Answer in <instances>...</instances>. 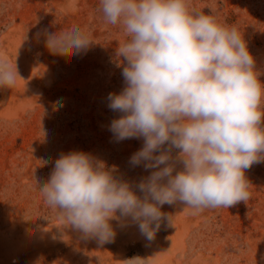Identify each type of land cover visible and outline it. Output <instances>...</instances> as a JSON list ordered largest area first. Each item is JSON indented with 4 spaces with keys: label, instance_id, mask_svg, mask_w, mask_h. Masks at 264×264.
Instances as JSON below:
<instances>
[{
    "label": "rangeland",
    "instance_id": "374dc122",
    "mask_svg": "<svg viewBox=\"0 0 264 264\" xmlns=\"http://www.w3.org/2000/svg\"><path fill=\"white\" fill-rule=\"evenodd\" d=\"M187 6L239 30L264 85V0H187ZM73 28L92 44L71 57L51 54L46 35ZM125 39L119 26L104 21L99 0H0V62L21 78L0 87V264H128L134 257L143 264H264V162L245 170L247 202L195 215L182 202L165 204L171 223L164 218L151 241L129 217L112 220L116 235L101 245L43 204L38 187L70 152L103 162L141 197L139 183L159 170L131 163L143 137L117 140L110 131L123 115L109 108L108 97L126 87V62L116 55ZM179 151H171L173 175L183 170Z\"/></svg>",
    "mask_w": 264,
    "mask_h": 264
},
{
    "label": "clouds",
    "instance_id": "9594fccd",
    "mask_svg": "<svg viewBox=\"0 0 264 264\" xmlns=\"http://www.w3.org/2000/svg\"><path fill=\"white\" fill-rule=\"evenodd\" d=\"M99 11L126 37L116 49L126 62V87L108 97L109 108L123 115L110 131L117 140L143 137L131 163L159 170L139 183L141 197L103 162L70 152L38 187L43 204L103 245L116 235L110 222L129 217L153 240L164 218L171 223L165 204L182 202L195 215L247 202L245 170L264 162V85L239 30L190 12L187 0H99ZM45 44L51 54L71 57L92 41L73 28L47 34ZM17 77L16 67L0 62V87L11 88ZM173 148L183 164L175 175ZM127 261L143 264L140 257Z\"/></svg>",
    "mask_w": 264,
    "mask_h": 264
}]
</instances>
